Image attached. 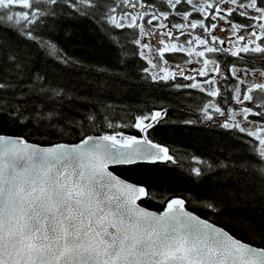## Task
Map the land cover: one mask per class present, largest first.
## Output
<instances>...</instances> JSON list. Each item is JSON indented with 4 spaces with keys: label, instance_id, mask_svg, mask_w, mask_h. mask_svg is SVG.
<instances>
[{
    "label": "snow or ice",
    "instance_id": "6c2138e0",
    "mask_svg": "<svg viewBox=\"0 0 264 264\" xmlns=\"http://www.w3.org/2000/svg\"><path fill=\"white\" fill-rule=\"evenodd\" d=\"M161 2L165 8L152 0H120L119 4L115 0H0V264H264V223L241 212L230 217L247 238L241 240L188 211L185 197H158L157 190L126 181L108 170L109 165L176 163L168 147L149 139V131L163 119L166 109H148L135 116L130 126L139 137L117 131L129 125L114 116L118 106L108 103L105 94L121 90L112 77L125 81V73L97 68L109 78L102 75L100 79L86 78L75 87L62 85L55 76L49 79L46 69L32 67V58L14 46L23 36L48 55L58 51L50 41L33 35L41 17L54 14L51 7L42 8V3L67 5L101 26L134 29L136 54L147 65L141 66L140 79L156 85L163 82L178 90L198 89L213 98L202 107L204 118L212 121V112L226 116L218 125L253 137L264 159V99L253 96L256 91L264 93V0ZM170 16L180 17L183 23L174 22ZM235 17L249 23L237 22ZM197 28L201 34L186 31ZM217 30L225 36L213 35ZM182 35L186 36L184 41H180ZM147 37L157 46L147 42ZM176 52L189 57L194 52L199 58L202 66L195 76L186 75L179 66L177 71L167 67L165 53ZM206 53L236 60L225 63L222 69L221 61ZM250 54V62L238 63ZM56 58L64 64L69 62ZM178 76L190 81H196V76L207 79L169 84ZM221 80L237 82L234 95L223 97L222 103L229 99L238 105L247 102V106L232 109L230 119L229 109L214 102L222 95L218 86ZM77 100L86 102L88 109L77 111ZM237 115L251 126H242ZM249 116L260 120L250 121ZM6 128L26 131L29 136L73 133L80 140L41 147L23 135H8ZM106 128L112 129V134L105 132ZM218 167L229 165L222 162ZM233 167V205L250 209L257 199L264 201V168L250 172V165L244 163ZM207 168L214 170L211 164ZM241 172L249 175L242 176ZM191 173L204 175L199 167ZM154 199L164 204L162 212L149 211L137 203ZM202 203L212 212L219 211L212 200Z\"/></svg>",
    "mask_w": 264,
    "mask_h": 264
},
{
    "label": "trees",
    "instance_id": "16d2710c",
    "mask_svg": "<svg viewBox=\"0 0 264 264\" xmlns=\"http://www.w3.org/2000/svg\"><path fill=\"white\" fill-rule=\"evenodd\" d=\"M152 2L160 8L166 7L161 0H152ZM115 3L119 4L120 0H115ZM41 7H51L54 14L42 16L38 21V28L36 25H32V28H36L33 35L50 41L58 51L53 55H48L37 47L36 42L23 36L17 38L15 48L32 58V67L37 70L46 69L49 79L55 76L62 85L72 87L86 78L100 79L104 74L96 71L97 68H108L125 73L128 77V80L125 81L112 77L122 86L121 90L119 92L110 90L105 94L108 103L114 107L118 106L114 116L129 125L117 129L124 135L139 136V132L130 126L136 115L148 109L163 108L167 110L164 119L149 131V138L168 147L169 154L174 157L176 163L114 167L111 169L114 174L132 183L145 184L149 188L157 190L158 197L164 194L185 197L188 201L185 205L188 211L223 228L241 240L247 238L239 231L238 226L234 225V221L230 217L241 212L248 219L264 223V201L257 199L252 203L250 209H246L244 205L235 207L233 199L236 197L230 182V174L234 173L233 166L235 165L241 163L250 165V172L264 168V159L258 154V142L235 128L225 129L222 126L204 125L214 122V119L206 120L202 113L203 105L213 98L207 97L198 89L178 90L163 82L156 85L150 81L145 83L144 80H141L140 76L143 74L140 72V68L147 65L146 61L136 54L137 46L132 42L136 36V30L116 29L108 24L101 26L100 22L79 16L64 4L57 7L42 3ZM16 10L13 9V11ZM192 15L197 19H202L196 12H193ZM170 19L183 23L178 16L175 18L170 16ZM186 31H191L193 35L202 32L200 28L187 29ZM176 34L178 35V33ZM57 56L63 57L69 62L64 64L56 58ZM206 56L216 59V54H206ZM165 59L169 61V64L183 66L190 64L187 61L191 57L184 52H176L165 53ZM121 60L123 63L120 62ZM228 60L230 61L229 58ZM238 63L243 62L239 61ZM224 64L221 65L222 69ZM104 78L109 77L104 75ZM193 82L178 76L175 81H169V84ZM123 85L127 86L123 87ZM219 86L222 95L215 98L214 102L223 105V97L230 98L234 95L232 82L222 81ZM253 96L257 100L264 99V93L259 91L253 92ZM66 103L69 108L72 107L71 102ZM76 103L80 105L77 111L88 109L86 102L77 100ZM228 103L236 104L233 99H229ZM237 106L240 107L238 104ZM241 106H247V102ZM216 116L217 113H215ZM249 120L259 121L260 117L249 116ZM185 121H195V123H185ZM4 131L8 135H23L28 138L29 143L40 146H50L55 143L75 144L80 140V137L73 133L63 137L53 133L49 137L29 136L28 132L17 128H6ZM96 131L99 132V129ZM104 131L112 134L113 130L106 128ZM194 158L199 159L201 163H196ZM222 162L229 167H218ZM208 164L213 165L214 170H209ZM196 167L201 168L204 172L202 177H196L191 173V169ZM241 175L248 176L249 173L241 172ZM255 183L259 184V179H256ZM206 200L217 203L219 211L212 212L204 207L202 202ZM139 204L157 213L162 212L164 208V204L159 199L141 200Z\"/></svg>",
    "mask_w": 264,
    "mask_h": 264
},
{
    "label": "flooded vegetation",
    "instance_id": "af4514ba",
    "mask_svg": "<svg viewBox=\"0 0 264 264\" xmlns=\"http://www.w3.org/2000/svg\"><path fill=\"white\" fill-rule=\"evenodd\" d=\"M234 16H235V14H234ZM235 19L237 20V22L249 23V21L244 20L243 17H235ZM217 23L223 24V21H217ZM219 35H220L221 37H223V36H225V32H220ZM189 38H191V37H189ZM193 47H195V45H194ZM206 54H207V53H206ZM242 55H243V54H242ZM228 58L230 59V61H234V60H236L235 57H231V56H222V55L219 54V53L216 54V59L219 60V61H221V65H223L224 63L229 62ZM198 59H199V58H198ZM251 59H252V57H251V54H250L249 57L246 58V60H245V61H242V62H243V63L250 62ZM238 62H239V61H238ZM199 65H200V67L202 66L201 63H199ZM209 67H211V65H210ZM183 71H184V70H183ZM186 73H187V72H186ZM256 76H257V77L259 76V72H258V71H257V73H256ZM200 78L205 79V78H207V77H200ZM231 82H232V89H233V88L236 86V83H237V82H236V81H231ZM221 83H222V80L220 81L219 84H221ZM218 86H219V85H218ZM205 87H207V85H205ZM243 87H244V86L241 85L242 90H243ZM228 90H229V89H228ZM227 92H228V91H227ZM203 94L206 95L205 93H203ZM221 107H222V109H223V108H228L229 111H230V110H232V109H236L238 106H237V104L224 103L223 105H221ZM240 107H241V106H240ZM216 118H217V119H216ZM228 118L230 119V113H228ZM236 119L241 121L242 126H251V125H248L247 122H244V121L242 120V117H241L240 115H237V116H236ZM225 120H226V116H216V117H214V122H208V124H209V125L219 126V125H218V122H221V123H222V122H224ZM219 127H221V126H219Z\"/></svg>",
    "mask_w": 264,
    "mask_h": 264
},
{
    "label": "rangeland",
    "instance_id": "374dc122",
    "mask_svg": "<svg viewBox=\"0 0 264 264\" xmlns=\"http://www.w3.org/2000/svg\"><path fill=\"white\" fill-rule=\"evenodd\" d=\"M156 22H154V24H155ZM147 27V26H146ZM202 32H200V34H201ZM219 33H220V31L219 30H217L216 32H213V35H219ZM186 36H180V38H185ZM145 40L147 41V42H149V43H151L154 47H156L157 45H156V42H155V40H153L151 37H147V38H145ZM160 47H162V46H160ZM146 54H147V50H146ZM191 60H192V63H190V64H186V65H184V66H181L180 68H182V69H186V71L187 72H190L193 76H195V73H196V69L194 68V64L195 63H197V57L195 56V53L193 52V55H192V57H191ZM199 63V62H198ZM201 68V67H200ZM199 68V69H200ZM205 79H207V78H205ZM205 79H202V78H200L199 76H196V81H203V80H205ZM196 81H194V82H196ZM217 98V97H216ZM241 106V105H240ZM239 107V106H238ZM242 107V106H241ZM241 107H239V109L241 108ZM238 110V109H237ZM211 111V110H210ZM229 113H230V116H231V110L229 111ZM212 115H213V119H214V117H215V113L214 112H212L211 113ZM217 116H221V115H219L218 113H217ZM217 119V118H216Z\"/></svg>",
    "mask_w": 264,
    "mask_h": 264
},
{
    "label": "water",
    "instance_id": "95a60500",
    "mask_svg": "<svg viewBox=\"0 0 264 264\" xmlns=\"http://www.w3.org/2000/svg\"><path fill=\"white\" fill-rule=\"evenodd\" d=\"M181 41H183V39H181ZM168 67H169L171 70L174 68V67L171 66V65L168 66ZM175 70H178V67H176ZM184 73H186V72L184 71ZM166 113H167V110H166ZM165 116H166V115H164V117H165ZM164 117H163V119H164ZM163 119H162V120H163ZM162 120H161V121H162ZM157 124H158V123H157ZM157 124H156V125H157ZM156 125H155V126H156ZM139 136H140V133H139ZM139 136H137V137H139ZM149 139H150V138H149ZM150 140H151V139H150ZM152 141H153V140H152ZM153 142H154V143H157V142H155V141H153ZM157 144H159V143H157ZM160 145H161V144H160ZM39 146H40V145H39ZM162 146H164V145H162ZM41 147H48V146H41ZM157 163H166V162H157ZM139 164H152V163H139ZM154 164H156V163H154ZM120 166H130V165H109V169H108V170L111 171L112 168H114V167H120ZM115 175H116V174H115ZM118 177H119V176H118ZM120 178H121V177H120ZM126 181H127V180H126ZM140 201H141V200H140ZM140 201H138L137 203L139 204ZM139 205H140V204H139ZM140 206H141V205H140ZM142 207H143V206H142ZM145 209H146V208H145ZM147 210H148V209H147ZM149 211H151V210H149ZM152 212H154V211H152ZM155 213H157V212H155ZM215 226H217V225H215ZM218 227H219V226H218Z\"/></svg>",
    "mask_w": 264,
    "mask_h": 264
}]
</instances>
